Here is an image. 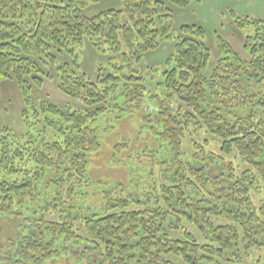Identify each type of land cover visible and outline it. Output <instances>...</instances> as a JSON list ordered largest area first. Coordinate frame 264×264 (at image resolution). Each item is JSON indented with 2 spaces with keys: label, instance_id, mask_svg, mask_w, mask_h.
Returning a JSON list of instances; mask_svg holds the SVG:
<instances>
[{
  "label": "trees",
  "instance_id": "16d2710c",
  "mask_svg": "<svg viewBox=\"0 0 264 264\" xmlns=\"http://www.w3.org/2000/svg\"><path fill=\"white\" fill-rule=\"evenodd\" d=\"M92 1L0 0V83L17 85L24 125L0 127V264H45L58 244L85 246L77 264H250L264 246V205L253 200L264 194V19L231 13L238 28L254 27L245 55L216 35L212 57L201 25H170L173 7L193 0H121L122 10L87 16ZM164 42L160 92L146 93L140 65ZM88 49L106 61L93 76L80 63ZM52 79L72 103L33 99ZM146 99L161 183L136 196L111 187L101 211L80 206L88 154L100 148L95 124Z\"/></svg>",
  "mask_w": 264,
  "mask_h": 264
},
{
  "label": "rangeland",
  "instance_id": "374dc122",
  "mask_svg": "<svg viewBox=\"0 0 264 264\" xmlns=\"http://www.w3.org/2000/svg\"><path fill=\"white\" fill-rule=\"evenodd\" d=\"M108 8L122 10L121 0L92 1L83 9V12L85 15L91 16ZM231 13L264 19V0H193L185 8L173 7L170 25L174 32L184 23L201 25L205 31V39L212 52V57L216 56L217 51L216 35L222 36L234 50L245 55L244 37L254 34V27L247 24L238 28ZM125 19L126 17L123 15V20ZM171 45L169 42L162 43L160 48L146 55L142 61L140 68L145 78L146 93L160 92L161 87L156 85L160 80L158 74L164 68L163 61L172 51ZM99 59V56L93 54L89 49L85 50L82 55L80 54L81 66L89 76L94 75L96 62L106 65L105 60L99 61ZM211 61L213 62V58ZM149 67L156 69L154 77L146 74ZM32 97L33 99L44 97L60 105L72 103L59 91L55 79L44 80L42 88H34ZM21 108L22 97L15 82L12 80L1 82L0 127L6 126L15 133L22 132L24 125L20 115ZM153 113L152 103L146 99L143 110L126 114L119 121L115 116L107 115L95 124L98 127L100 148L88 154L86 177L90 180L91 186L86 190L79 205L88 207L90 211H101V198L104 191L111 187L118 186L116 191L118 188H124L125 192L136 196V193L142 191L144 186L145 190H148L152 180L157 181L158 184L161 183L158 168L155 167L156 159L150 156L151 151L159 150L160 143L150 125L145 124L143 120L144 114ZM157 130L158 128H155V131ZM203 137L208 140V147L215 150V141L205 133L199 135L200 141ZM117 143H123V149L114 150V145ZM183 147L186 152H191L188 141H185ZM144 162H146L145 167L141 166L144 165ZM51 193L48 194L51 195ZM49 200L50 197L47 200L43 199L39 201V205L44 206ZM253 200L257 206L264 205V194L253 195ZM46 217L56 220L55 214L46 215ZM58 245L60 249L58 255L54 260L45 264H77L76 254L83 253L85 250L83 244H73L71 247ZM258 257H260L259 264H264V246L261 247V250L251 253L249 263L258 264L256 263Z\"/></svg>",
  "mask_w": 264,
  "mask_h": 264
}]
</instances>
